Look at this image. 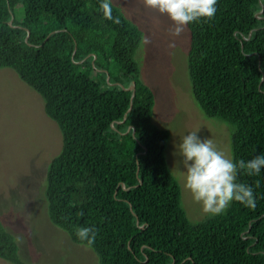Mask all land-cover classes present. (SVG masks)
Masks as SVG:
<instances>
[{"label": "trees", "instance_id": "1", "mask_svg": "<svg viewBox=\"0 0 264 264\" xmlns=\"http://www.w3.org/2000/svg\"><path fill=\"white\" fill-rule=\"evenodd\" d=\"M113 5V4H112ZM188 25L192 91L210 118L232 126L233 160L264 154V0H217ZM99 0H0V69L40 95L61 150L48 166L52 223L99 264H264V171L254 208L238 202L192 222L166 159L169 132L153 122L155 95L140 79L143 32ZM92 227L95 240L77 233ZM0 258L27 264L0 221Z\"/></svg>", "mask_w": 264, "mask_h": 264}, {"label": "rangeland", "instance_id": "2", "mask_svg": "<svg viewBox=\"0 0 264 264\" xmlns=\"http://www.w3.org/2000/svg\"><path fill=\"white\" fill-rule=\"evenodd\" d=\"M112 4L143 32L137 61L141 81L155 95L152 119L169 132L165 154L181 186L182 206L192 222L202 221L210 215L193 200L175 167L180 159L178 145L185 134L199 130L201 139H211L233 159L232 126L208 117L193 95L188 27L174 35L169 18L146 8L143 0H112ZM60 150V132L46 115L43 99L13 70L0 69V221L15 236L27 264H99L96 252L74 243L50 220L46 177ZM0 264L11 263L0 258Z\"/></svg>", "mask_w": 264, "mask_h": 264}, {"label": "clouds", "instance_id": "3", "mask_svg": "<svg viewBox=\"0 0 264 264\" xmlns=\"http://www.w3.org/2000/svg\"><path fill=\"white\" fill-rule=\"evenodd\" d=\"M143 4L167 16L174 25L176 36L194 22L214 18L217 12V0H143ZM99 9L106 21L120 23V17L113 14L112 0H99ZM198 132H189L182 137L178 145L180 159L175 166L183 174L185 188L193 200L209 215L222 214L233 202L254 208V188L238 182V175L244 170L248 176H260L264 171V154L248 161H235L219 150L211 139H201ZM77 236L91 244L95 240V231L92 227H82Z\"/></svg>", "mask_w": 264, "mask_h": 264}]
</instances>
